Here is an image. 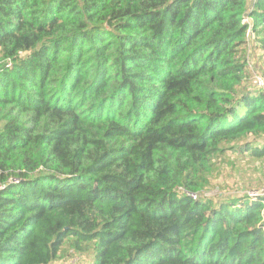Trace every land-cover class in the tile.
<instances>
[{
  "label": "trees",
  "instance_id": "obj_1",
  "mask_svg": "<svg viewBox=\"0 0 264 264\" xmlns=\"http://www.w3.org/2000/svg\"><path fill=\"white\" fill-rule=\"evenodd\" d=\"M244 17L264 50V0H0V264H264V196L198 195L264 156Z\"/></svg>",
  "mask_w": 264,
  "mask_h": 264
},
{
  "label": "rangeland",
  "instance_id": "obj_2",
  "mask_svg": "<svg viewBox=\"0 0 264 264\" xmlns=\"http://www.w3.org/2000/svg\"><path fill=\"white\" fill-rule=\"evenodd\" d=\"M260 37L262 36L253 34L250 46H246L248 65L253 69V72L252 76L249 73L246 74L240 91L256 87V89L261 88L264 93V50L258 43ZM247 140L248 142L256 140L260 147H264V136L259 140L252 137ZM262 187H264V156L254 157L249 154H239L232 149L213 161V170L208 178V184L198 195L217 201L226 197H241L254 190H260ZM71 255L55 261L53 264H59L74 257L79 260L78 264H90L88 257Z\"/></svg>",
  "mask_w": 264,
  "mask_h": 264
},
{
  "label": "built area",
  "instance_id": "obj_3",
  "mask_svg": "<svg viewBox=\"0 0 264 264\" xmlns=\"http://www.w3.org/2000/svg\"><path fill=\"white\" fill-rule=\"evenodd\" d=\"M242 22H245V23H247V24L249 25L250 20H249L247 17H244V19L242 20ZM250 28H251V27H250V25H249V28H248V30H247V32H246V35H245L246 46H247V47L250 46V43H251L252 40H253V33H252V31H251ZM250 38H251V40H250ZM250 69H251V68H250ZM251 70H253V69H251ZM260 89H261V88H260ZM247 194H248L249 197H257V196H259V195L264 196V187H262L260 190H254V191H252V192H250V193H247ZM186 195H187L192 201H196L197 198H198V195L195 194V193H188V192H186ZM78 262H79V260H78L77 258L74 257V258H71V259H69V260H67V261H65V262H61V263H59V264H78ZM52 264H53V263H52Z\"/></svg>",
  "mask_w": 264,
  "mask_h": 264
}]
</instances>
